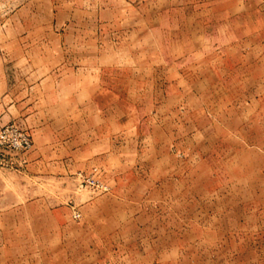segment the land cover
<instances>
[{
    "label": "rangeland",
    "instance_id": "1",
    "mask_svg": "<svg viewBox=\"0 0 264 264\" xmlns=\"http://www.w3.org/2000/svg\"><path fill=\"white\" fill-rule=\"evenodd\" d=\"M0 264H264V0H0Z\"/></svg>",
    "mask_w": 264,
    "mask_h": 264
},
{
    "label": "built area",
    "instance_id": "2",
    "mask_svg": "<svg viewBox=\"0 0 264 264\" xmlns=\"http://www.w3.org/2000/svg\"><path fill=\"white\" fill-rule=\"evenodd\" d=\"M0 146H7L16 149L28 147V140L21 134L13 133L12 130L0 132Z\"/></svg>",
    "mask_w": 264,
    "mask_h": 264
}]
</instances>
